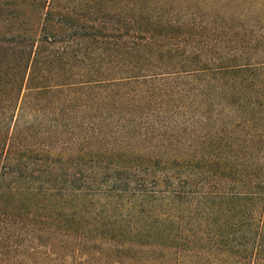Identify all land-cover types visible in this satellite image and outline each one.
Segmentation results:
<instances>
[{
    "label": "trees",
    "instance_id": "16d2710c",
    "mask_svg": "<svg viewBox=\"0 0 264 264\" xmlns=\"http://www.w3.org/2000/svg\"><path fill=\"white\" fill-rule=\"evenodd\" d=\"M0 264H264V0H0Z\"/></svg>",
    "mask_w": 264,
    "mask_h": 264
},
{
    "label": "rangeland",
    "instance_id": "374dc122",
    "mask_svg": "<svg viewBox=\"0 0 264 264\" xmlns=\"http://www.w3.org/2000/svg\"><path fill=\"white\" fill-rule=\"evenodd\" d=\"M69 151L64 152L65 154H68ZM76 152V151H75ZM69 153H74V152H69ZM71 261V258L69 259Z\"/></svg>",
    "mask_w": 264,
    "mask_h": 264
}]
</instances>
